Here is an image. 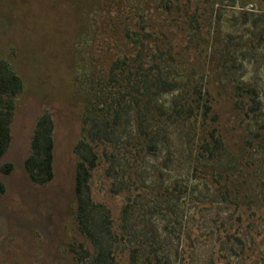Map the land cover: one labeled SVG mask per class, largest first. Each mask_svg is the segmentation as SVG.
Returning a JSON list of instances; mask_svg holds the SVG:
<instances>
[{
	"label": "rangeland",
	"instance_id": "obj_1",
	"mask_svg": "<svg viewBox=\"0 0 264 264\" xmlns=\"http://www.w3.org/2000/svg\"><path fill=\"white\" fill-rule=\"evenodd\" d=\"M119 57L130 66L112 79ZM0 59L25 84L0 158V264H92L73 250L97 247L78 226L74 189L88 111L117 122L91 182L96 220H112L100 233L116 264H146L156 252L170 264H264V0H172L170 9L161 0H0ZM131 69L140 74L130 81ZM157 75L181 85L202 78L208 121L161 114L179 89L150 94L151 139L140 137L133 96ZM240 84L259 92L257 117L238 105L249 100ZM46 109L55 177L39 185L24 163ZM214 128L223 146L212 156L202 145Z\"/></svg>",
	"mask_w": 264,
	"mask_h": 264
},
{
	"label": "trees",
	"instance_id": "obj_2",
	"mask_svg": "<svg viewBox=\"0 0 264 264\" xmlns=\"http://www.w3.org/2000/svg\"><path fill=\"white\" fill-rule=\"evenodd\" d=\"M162 5L170 9L172 7V0H161ZM128 37H132L129 30L126 32ZM128 59L117 58L111 67V78L115 79L116 71L119 69L128 70ZM131 69L128 78H132L135 74H140V69L136 72ZM132 75V76H131ZM131 81V80H130ZM191 83V82H190ZM181 85L174 79L157 75L149 81L148 88L143 90L142 95H134L133 103L138 116L139 135L143 138L150 137L151 139V116H150V99L148 95H158L160 93L173 92L180 90L179 94L174 98L172 106L169 110L159 107L162 115L168 117L176 116L184 120H190L192 124H204L211 117L213 111V104L211 102L210 93L205 86L202 78L195 80L194 84ZM24 80L22 76L13 68L7 59H0V158H2L11 146L12 123L15 117L17 108V99L24 91ZM237 95L249 97V100L239 99L238 105H241L247 116L257 117L261 113V102L259 99V92L252 86L240 84L237 87ZM87 108V107H86ZM217 119V115L213 116ZM84 127L82 128L81 137L74 148L76 157L75 165V196L77 202L76 219L80 230L97 246L94 252L81 246L80 250H73L76 252V259L83 261L88 259L92 264H116V256L114 250L109 247H104L102 235L100 230H107L111 232L112 220L109 214L102 220L97 221L95 218V211L99 207L92 196V178L94 171L101 163L100 148L107 147L106 143L113 141V130L117 122H109L106 119L100 118L98 115H92L88 111L84 117ZM55 120L53 114L49 110H44L39 117L34 132L31 138V150L25 160V168L29 174L30 179L39 185H46L50 183L55 177ZM218 129L214 128L211 131L212 141L206 140L202 145L210 155H214L216 151L223 146L221 136L217 135ZM138 147L139 152L144 149L141 142ZM151 151L156 149V146H150ZM106 149V148H105ZM13 168L11 163L3 166L5 172H9ZM175 187V188H174ZM173 189L180 194V188L174 186ZM6 191V185L0 180V194ZM179 195V194H178ZM178 195H175L179 197ZM102 205V204H100ZM131 205L126 204V209ZM243 242V240L239 239ZM74 247V246H73ZM141 248L135 247L132 254V262L135 263L140 255ZM156 252V250L154 251ZM146 264H170L168 259H163L156 252L145 257Z\"/></svg>",
	"mask_w": 264,
	"mask_h": 264
}]
</instances>
